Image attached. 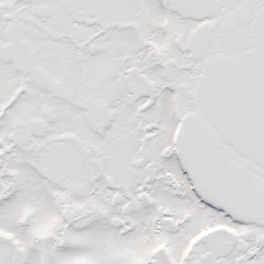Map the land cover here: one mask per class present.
<instances>
[{
  "label": "snow or ice",
  "instance_id": "1",
  "mask_svg": "<svg viewBox=\"0 0 264 264\" xmlns=\"http://www.w3.org/2000/svg\"><path fill=\"white\" fill-rule=\"evenodd\" d=\"M0 264H264V0H0Z\"/></svg>",
  "mask_w": 264,
  "mask_h": 264
}]
</instances>
